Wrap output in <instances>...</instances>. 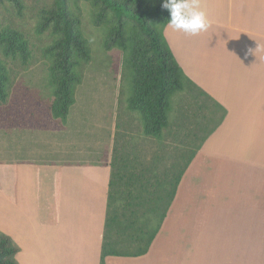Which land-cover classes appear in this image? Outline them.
<instances>
[{
    "label": "crops",
    "instance_id": "obj_1",
    "mask_svg": "<svg viewBox=\"0 0 264 264\" xmlns=\"http://www.w3.org/2000/svg\"><path fill=\"white\" fill-rule=\"evenodd\" d=\"M195 3L208 30L192 36L166 24L163 36L208 101L191 96V107L174 97L158 139L168 146L170 167L184 168L174 198L145 254L108 255L104 264H264V0ZM121 76L101 94L95 82L107 83L106 76L82 79L64 122L48 108L10 126L28 146L26 155L0 158V232L19 247L18 264H100L115 136L137 117L126 108ZM106 95L107 112L97 105ZM200 127L205 133L195 143ZM193 198L197 208L233 221L188 235L191 226L170 219L187 213Z\"/></svg>",
    "mask_w": 264,
    "mask_h": 264
},
{
    "label": "trees",
    "instance_id": "obj_2",
    "mask_svg": "<svg viewBox=\"0 0 264 264\" xmlns=\"http://www.w3.org/2000/svg\"><path fill=\"white\" fill-rule=\"evenodd\" d=\"M10 1L21 5L20 0ZM76 1L53 0L50 7L42 10L35 27L37 34L49 31L53 36L43 48V55L48 59L49 110L51 116L61 122L66 120L74 103L75 89L82 81V65L91 58L87 40L79 30L81 13ZM85 1L92 8L93 25L106 26L103 47L106 50L118 48L122 52L121 79L123 77L126 83L122 81L121 91L126 93V108L137 114L142 135L162 137L173 95L185 92L186 86H192L199 95L209 98L184 74L165 41L163 27L170 13L161 7L163 0ZM0 49L4 56H17L24 62L29 58L27 40L14 29H0ZM8 84L7 68L0 60L1 104L7 101ZM223 116L224 113L217 117V124ZM132 162L119 153L115 140L100 264H104L108 255L136 257L148 251L184 169L176 172L170 167L161 178L142 185ZM18 250L12 239L0 232V264H18L15 258Z\"/></svg>",
    "mask_w": 264,
    "mask_h": 264
},
{
    "label": "rangeland",
    "instance_id": "obj_3",
    "mask_svg": "<svg viewBox=\"0 0 264 264\" xmlns=\"http://www.w3.org/2000/svg\"><path fill=\"white\" fill-rule=\"evenodd\" d=\"M52 1L20 0L21 5L16 6L10 0H0V29L10 28L21 32L27 40L29 49V58L25 62L17 56H4L0 49V60L5 64L9 77L7 101L4 104L0 103V158L22 156L23 153L26 155L25 151L28 149L26 141L23 142L20 136L15 138L16 131L9 130L10 126L15 123L16 117L25 112L43 113L49 108L51 87L48 84V59L43 55V48L52 41L53 36L49 31L37 34L35 27L40 20L42 10L50 7ZM76 3L81 13L79 30L87 40L91 53L90 60L82 65V79L91 82L97 79V76L100 79L106 76L107 83L100 82L99 79L95 82V89L101 94L106 84L111 86V80L115 81L118 72L122 73V52L118 48L106 50L103 47L102 41L107 31L106 26L96 27L93 25L92 8L87 1L77 0ZM106 77L103 80H106ZM125 83L126 81H123V84ZM92 85L94 86V82ZM186 89L188 91L173 95V98H177V103L193 107L191 96L201 102L208 101V98L199 95L198 90L192 86H186ZM106 97L108 98L105 99L104 104L101 100L97 105L104 106L107 112L110 107V97L107 95ZM202 105L204 106V104ZM197 116L201 119L205 118L207 114L198 113ZM203 131L200 127L196 132L195 143L200 141L205 133ZM115 140L119 153L133 161V171L139 177L142 185H145L146 181L154 182L155 178H161L163 172L169 170L173 163L168 146H164V142L142 135L137 117L130 123L126 132L123 133L122 130L117 132ZM33 145L35 144H31L29 147L32 148ZM163 156L165 157L163 158ZM148 190L152 192L151 187ZM193 200L190 208L186 209L187 213H175L170 219V223L182 222L191 226L192 231L188 235L192 234L200 225H208L207 223L219 225L226 221H233L232 216L217 214L218 210L197 208L198 201L195 198ZM141 209L144 210L143 207ZM193 250L195 251V248Z\"/></svg>",
    "mask_w": 264,
    "mask_h": 264
},
{
    "label": "clouds",
    "instance_id": "obj_4",
    "mask_svg": "<svg viewBox=\"0 0 264 264\" xmlns=\"http://www.w3.org/2000/svg\"><path fill=\"white\" fill-rule=\"evenodd\" d=\"M161 7L170 13L167 26L173 31L195 36L210 27L206 12L195 0H163Z\"/></svg>",
    "mask_w": 264,
    "mask_h": 264
}]
</instances>
